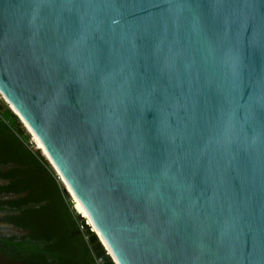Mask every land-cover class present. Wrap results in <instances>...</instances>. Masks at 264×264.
Masks as SVG:
<instances>
[{
  "label": "water",
  "instance_id": "95a60500",
  "mask_svg": "<svg viewBox=\"0 0 264 264\" xmlns=\"http://www.w3.org/2000/svg\"><path fill=\"white\" fill-rule=\"evenodd\" d=\"M0 96L99 264H264V0H0Z\"/></svg>",
  "mask_w": 264,
  "mask_h": 264
},
{
  "label": "trees",
  "instance_id": "16d2710c",
  "mask_svg": "<svg viewBox=\"0 0 264 264\" xmlns=\"http://www.w3.org/2000/svg\"><path fill=\"white\" fill-rule=\"evenodd\" d=\"M41 151V150H40ZM2 119L0 113V190L12 194L5 222L23 235H0V253L17 264H99L69 196L52 166Z\"/></svg>",
  "mask_w": 264,
  "mask_h": 264
},
{
  "label": "flooded vegetation",
  "instance_id": "af4514ba",
  "mask_svg": "<svg viewBox=\"0 0 264 264\" xmlns=\"http://www.w3.org/2000/svg\"><path fill=\"white\" fill-rule=\"evenodd\" d=\"M0 170L2 172L5 171L1 166H0ZM8 185H9V181H5L0 177V187H7ZM13 199H19V197L16 196L13 197L12 194L0 190V203L5 201L9 202ZM8 208L9 206L5 205L2 207V209H5L6 211H0V235L3 236L23 235L24 232L21 231L19 228H16L13 224L5 222L7 215H9L7 212ZM0 264H17V262L7 259L5 255L0 253Z\"/></svg>",
  "mask_w": 264,
  "mask_h": 264
},
{
  "label": "rangeland",
  "instance_id": "374dc122",
  "mask_svg": "<svg viewBox=\"0 0 264 264\" xmlns=\"http://www.w3.org/2000/svg\"><path fill=\"white\" fill-rule=\"evenodd\" d=\"M25 133L28 135V137H29V142H31V145H30V147L31 148H34V150H38V151H40L38 148H37V146L34 144V142H33V139H32V137L28 134V132L25 130ZM40 153H41V151H40ZM41 156H43V154L41 153ZM44 157V156H43ZM45 158V157H44ZM46 160V159H45ZM59 179V178H58ZM60 181V180H59ZM60 183H61V181H60ZM62 184V183H61ZM62 186H63V184H62ZM63 188H64V186H63ZM65 189V188H64ZM65 192H66V189H65ZM67 194V193H66ZM68 196H69V199H70V195L69 194H67ZM72 200V199H71ZM73 207H74V205H73ZM74 209V208H73Z\"/></svg>",
  "mask_w": 264,
  "mask_h": 264
},
{
  "label": "bare ground",
  "instance_id": "6f19581e",
  "mask_svg": "<svg viewBox=\"0 0 264 264\" xmlns=\"http://www.w3.org/2000/svg\"><path fill=\"white\" fill-rule=\"evenodd\" d=\"M22 123V122H21ZM23 127H24V125H23ZM25 128V127H24ZM25 130H26V128H25ZM27 131V130H26ZM28 132V131H27ZM29 134V133H28ZM30 135V134H29ZM33 142H34V140H33ZM34 144L36 145V143L34 142ZM37 146V145H36ZM37 148H38V146H37ZM39 149V148H38ZM40 150V149H39ZM75 210L78 212V213H80V215H82V213L80 212V210L78 209V207L76 206V204H75Z\"/></svg>",
  "mask_w": 264,
  "mask_h": 264
},
{
  "label": "built area",
  "instance_id": "2783aa9c",
  "mask_svg": "<svg viewBox=\"0 0 264 264\" xmlns=\"http://www.w3.org/2000/svg\"><path fill=\"white\" fill-rule=\"evenodd\" d=\"M0 102L4 103V100H3V98L1 96H0Z\"/></svg>",
  "mask_w": 264,
  "mask_h": 264
}]
</instances>
